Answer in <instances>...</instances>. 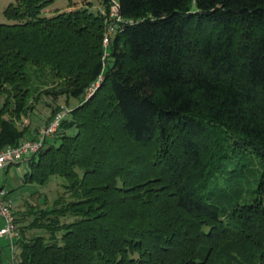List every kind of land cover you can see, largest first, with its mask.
Instances as JSON below:
<instances>
[{"label":"trees","instance_id":"1","mask_svg":"<svg viewBox=\"0 0 264 264\" xmlns=\"http://www.w3.org/2000/svg\"><path fill=\"white\" fill-rule=\"evenodd\" d=\"M54 1L3 12L0 116L103 80L27 161L25 183L56 180L62 195L14 213L15 264H264V0H82L44 15ZM113 2L124 23L104 49ZM30 135L0 119V151ZM246 153L261 164L250 202Z\"/></svg>","mask_w":264,"mask_h":264},{"label":"rangeland","instance_id":"2","mask_svg":"<svg viewBox=\"0 0 264 264\" xmlns=\"http://www.w3.org/2000/svg\"><path fill=\"white\" fill-rule=\"evenodd\" d=\"M14 2V0H0V23H6L7 20L3 14L6 6L10 2ZM91 3L90 10L93 12H96V10H102L101 4L97 0H89ZM85 4L82 2V0H55L53 3H51L48 7H46L43 10V14L46 16H52L54 14H57L58 12H69L74 9L83 7ZM102 47H103V41H102ZM42 89L48 90V88H53L57 85V81L48 77V78H42L39 81L44 82ZM38 85V82H36ZM100 85L96 88V90L93 92L95 93ZM91 93V92H90ZM89 92H86L84 97L81 98H74V97H67L65 95H60L57 98L53 96H42L39 101L30 99L29 102L26 104V107L24 109L23 113H20L19 115H16L13 113V103H11V107L7 110H5L4 115L0 116V119L3 120H11L16 128L18 129H26L27 131H30L32 135L37 134L39 129L45 126V124L52 118L51 112L53 110H58L57 113L60 112H66L74 108L81 100H83L85 97H89ZM91 93V94H93ZM33 137V138H34ZM31 135L24 138L22 141H28L30 140ZM229 149V148H228ZM235 153V152H234ZM245 165H244V174L246 178H244V182L242 181V188H241V198H244L246 202L252 201L253 198H255L257 195L255 191L252 189H255L257 185L255 184L258 176L261 172V164L257 158L251 155H247L246 157L243 156ZM27 172V161L20 163L18 165H11L8 167H5L4 169H0V186H3L6 191L10 194V199L13 201L14 205V213L16 214V217H19L20 215L27 214L33 210L35 207L36 209H41L50 206L52 201L56 200L60 195L61 190L58 187V183H56V180H51V182L46 185L43 188H38L35 185H31L29 183L24 182V175ZM236 183L239 184L241 182L240 179L235 178ZM225 213H229L230 208L228 206H225L223 204ZM22 216H20L21 218ZM22 222V221H21ZM2 225L0 220V226ZM26 225V223H21V226ZM32 233H26V236H31ZM16 246V245H15ZM0 264H12L11 259L13 263L16 262L17 252L14 247V251L11 255V246L7 240L4 238H0ZM14 257V258H13Z\"/></svg>","mask_w":264,"mask_h":264},{"label":"built area","instance_id":"3","mask_svg":"<svg viewBox=\"0 0 264 264\" xmlns=\"http://www.w3.org/2000/svg\"><path fill=\"white\" fill-rule=\"evenodd\" d=\"M108 18L105 21L103 47L108 48L110 44V38L117 32L119 26L124 23L123 19L118 14V6L116 3H112ZM107 52H104L103 58L107 57ZM103 77L100 76L96 82L91 84L86 92L93 93L99 86ZM88 94L89 96L91 95ZM68 113L60 112L53 115L52 118L45 124L44 127L39 129L33 139L20 142L15 146H9L6 149L0 151V169L11 165H18L29 158L36 155L43 147L44 141L54 136L57 132L62 118ZM0 220L2 225L0 226V238L7 240L11 246V255L14 251V247L18 240H20L21 234L18 225L15 222L14 217V205L10 194L5 190L3 186H0Z\"/></svg>","mask_w":264,"mask_h":264}]
</instances>
